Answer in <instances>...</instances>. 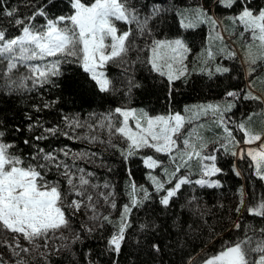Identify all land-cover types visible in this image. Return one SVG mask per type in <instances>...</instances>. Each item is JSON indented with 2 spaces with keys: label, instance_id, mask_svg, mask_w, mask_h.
<instances>
[{
  "label": "snow or ice",
  "instance_id": "1",
  "mask_svg": "<svg viewBox=\"0 0 264 264\" xmlns=\"http://www.w3.org/2000/svg\"><path fill=\"white\" fill-rule=\"evenodd\" d=\"M224 20L233 38L237 31L244 38L239 49L226 42ZM202 25L209 31L198 42ZM204 77L218 98L174 107L177 93ZM257 81L264 83V0H205L194 8L173 0H0V264H33L37 256L54 264L53 256L75 257L77 242L97 235L98 251L81 248L86 264L105 257L121 264L122 255L126 264H264V192L239 185L227 215L217 198L231 174L245 175L242 162L249 178L264 182V108L235 114L241 104L264 106ZM45 87L59 94L49 98ZM33 92L21 148L11 133L23 129L9 124L4 102ZM153 93L166 108L135 99ZM57 134L103 150L41 146ZM104 151L118 153L129 177L122 204L117 185L81 163L111 173ZM136 157L145 183L133 176ZM197 240L200 251L189 250Z\"/></svg>",
  "mask_w": 264,
  "mask_h": 264
},
{
  "label": "trees",
  "instance_id": "2",
  "mask_svg": "<svg viewBox=\"0 0 264 264\" xmlns=\"http://www.w3.org/2000/svg\"><path fill=\"white\" fill-rule=\"evenodd\" d=\"M173 2L175 3L176 7H181V8L192 7V8H194L197 4L205 3V0H173ZM224 23L226 24V26L230 25L229 20H224L223 25H224ZM207 28H208L207 25L201 26L200 31L197 33L198 42H199L200 36H204V37L206 36ZM229 63H233V62L230 61ZM234 63L239 64V61L237 60ZM110 72L113 76H117L119 69L116 65H111L110 66ZM197 75L199 76V74H197ZM234 76H235V74H234ZM199 83H200L199 79L193 81V84H199ZM207 84H208V80L206 77H204L203 78V84H201L200 87L195 88V90L193 88H184L182 90V92H178L176 98H177V101L179 103L175 104L174 107L182 108V105L184 103L196 102L197 100L203 99L205 97H207L208 99L218 98V90L216 89L215 85H213L212 88L209 89L208 87L204 86ZM238 86L244 87L243 80L241 81V83ZM256 86L261 87V88L264 87V85H262L260 83H256ZM44 91H45V93H48L49 98H53L54 95L59 94L58 92H56L55 89H52L51 91H49V87H45ZM220 95H222V93ZM65 96H67V94H65ZM37 98H38V94L33 92V93H28L27 95H25L23 97H20L18 100L4 102V114L9 118V121H8L9 124L11 125L12 123H20L21 127L23 129L20 132H12L11 133V136L17 138L20 141L21 148H25V146L23 145V137L26 135H29V132H28L27 127H26V124L28 123V121L25 117V113L30 108V103H27V101L36 100ZM135 99L137 100V102L142 101L145 104H149V106L151 108H155L157 111L162 110L163 108L167 107V105L164 104L163 95H158L157 93H153L150 96L149 95L140 96L139 94H137ZM68 102H69V104L72 103L71 100H69ZM84 107L86 110L88 109L87 105H85ZM259 108H260V106L258 107L256 103H252V102L248 103L247 105L241 104L239 107V110L235 111V114L237 117H239L240 113L245 111V110L257 112V110ZM66 110L79 111V108H71V109H66ZM45 111H52L54 113L55 109L45 110ZM39 115L43 116L45 120L55 122V121H53L52 116H45L43 112L39 113ZM206 134L209 136L213 135V133L211 131L207 132ZM40 144L43 147H51V148H55L57 145L63 146L64 144H69L74 149H85L88 147H92L94 150L95 149L103 150V145H101V144L89 145L85 141L70 140V139H68L62 135H59V134H57L55 137L49 138L47 141H41ZM165 157H163V159ZM104 158L109 162V164L112 165V172L111 173H109L107 168H102L98 164H88L85 161H81V163H83L85 167L91 168L94 172H96L97 176L101 180H103L105 177L110 178L111 181L117 185V195L119 198L118 203L122 204L127 198V194H126V192H124V187H125V181H127L129 179V177L127 176V173L124 170V166L121 165L119 162L118 153H114L112 151H104ZM241 167L245 169V175L244 176L236 177L233 173L229 176V179L225 181V186H224L223 190L217 189V194H218L217 198L223 199L224 212L226 215L228 214L229 205H232V204L237 202L236 189L239 187V185L245 184L248 191H251L253 186H255V189H256V192L258 195L261 192H264V188H261V183H264V182H259L258 180H253V179L249 178V174L247 172V165L244 164L243 162L241 163ZM142 168H143V165L139 162V158L138 157L133 158V163H132L133 176L138 183H145L147 181V177L141 171ZM64 186H65V188H67L66 184ZM191 192H192V188H191V186H188L185 188L182 195L184 197H187V195L191 194ZM196 194L200 195V196L204 195L203 192H199V191ZM181 202H183V201H181ZM201 203H203V200L201 201ZM213 203H215V201H213ZM178 207L179 206L177 205V208ZM216 212L219 213L220 209L217 208ZM114 215H118V213H114ZM136 215L140 219L143 218V212L136 213ZM81 219H82V217L78 215L76 217L75 221L73 222V226L74 227L78 226V223ZM138 222L139 221L137 220V223ZM209 222L213 223L214 221L210 220ZM168 223L170 225L171 221H169ZM257 226H259V225L257 224ZM170 230L173 232V235H174L175 230L174 229H170ZM216 230H217V232H220L221 228L218 226ZM223 231L225 233H227L229 230L223 229ZM205 235H206V233H205ZM224 238L229 239L230 236L225 235ZM102 245H103V241L97 235L96 237H91L89 239V241L84 243L83 245H81L79 242H77V244L74 246L76 253H77V255L75 257L71 256L70 253L66 252L64 254V256H62V257L53 256L52 260L54 261V264H82V262H83V264H86V258L81 254V248H83V251H85V252L87 251L88 248H92L94 250V252H96L102 247ZM192 247H195L197 252L200 251L199 241L197 240L194 242L193 245H189V250H191ZM217 247H218V243H217ZM210 250L211 249H209V251ZM125 252H127V248L125 249ZM93 258L95 259L96 256L94 255ZM120 259H121V264H126V260H125L124 255H122ZM168 259H169V256L165 255V260H168ZM171 259L176 260L177 257L172 256ZM104 261H105V264H107V258L106 257L104 258ZM33 264H44L43 258L37 256L36 259L33 261Z\"/></svg>",
  "mask_w": 264,
  "mask_h": 264
},
{
  "label": "rangeland",
  "instance_id": "3",
  "mask_svg": "<svg viewBox=\"0 0 264 264\" xmlns=\"http://www.w3.org/2000/svg\"><path fill=\"white\" fill-rule=\"evenodd\" d=\"M224 28L226 29V31L224 32V34H225V36L228 38V40L226 41L228 44H229V46L231 47V46H233V45H235L236 46V48L237 49H239L240 48V45H241V42L243 41V39L244 38H242V37H239V31H237V35H236V37H232L231 36V33H232V22L230 21V25H228V26H226V24L224 23ZM240 31H242V29H239ZM209 31V29L207 28V32ZM207 32H206V34H207ZM205 38H206V36H205ZM249 39H250V36L248 37ZM197 51H198V49H197ZM195 55H196V53L194 52V53H191L190 54V56L194 59L195 58ZM257 83H260V84H262V85H264V83H262V82H260V81H257ZM256 89L257 90H262V91H264V87H257L256 86ZM261 108H264V106H260V108L257 110V113H259L260 111H261ZM259 118V119H258ZM205 122H207V123H209V125H211V123H212V121H211V119L210 118H208V117H204V118H202ZM253 123H255L258 127H259V125H260V123H261V117L259 116V115H257V116H255L254 118H253ZM191 124H189L188 126H187V128L185 129V131L187 132L188 131V129L189 128H191ZM182 142V141H181ZM165 160L167 159V157H165L164 158ZM2 251H4V245H2V244H0V252H2ZM9 255H11V253L9 252ZM6 259H7V257H5Z\"/></svg>",
  "mask_w": 264,
  "mask_h": 264
}]
</instances>
